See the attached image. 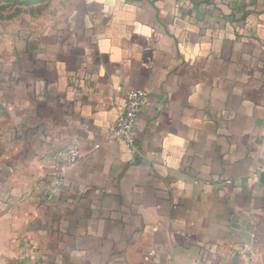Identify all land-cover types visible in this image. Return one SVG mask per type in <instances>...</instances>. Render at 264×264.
<instances>
[{
	"label": "crops",
	"instance_id": "obj_1",
	"mask_svg": "<svg viewBox=\"0 0 264 264\" xmlns=\"http://www.w3.org/2000/svg\"><path fill=\"white\" fill-rule=\"evenodd\" d=\"M55 19L0 60V264H264V0ZM130 91L135 151L108 142Z\"/></svg>",
	"mask_w": 264,
	"mask_h": 264
},
{
	"label": "rangeland",
	"instance_id": "obj_2",
	"mask_svg": "<svg viewBox=\"0 0 264 264\" xmlns=\"http://www.w3.org/2000/svg\"><path fill=\"white\" fill-rule=\"evenodd\" d=\"M66 0H0V60L18 42L24 29L42 30L56 22ZM0 64V71H1ZM4 111L0 108V127Z\"/></svg>",
	"mask_w": 264,
	"mask_h": 264
},
{
	"label": "built area",
	"instance_id": "obj_3",
	"mask_svg": "<svg viewBox=\"0 0 264 264\" xmlns=\"http://www.w3.org/2000/svg\"><path fill=\"white\" fill-rule=\"evenodd\" d=\"M121 90V87L118 88ZM147 99V94L143 91H130L125 97V103L122 113L116 121L114 127L108 134L109 143H123L132 151L137 149L136 141V121ZM80 155L78 151L71 150L68 152L62 161L59 174H64V171L73 168L78 162ZM231 257H239L243 259H251L252 247L249 244L243 246H231L229 248Z\"/></svg>",
	"mask_w": 264,
	"mask_h": 264
}]
</instances>
